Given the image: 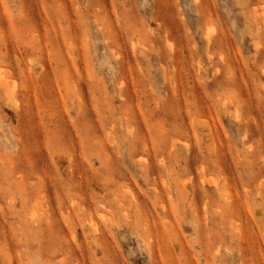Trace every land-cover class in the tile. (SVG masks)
Segmentation results:
<instances>
[{
  "label": "rangeland",
  "instance_id": "rangeland-1",
  "mask_svg": "<svg viewBox=\"0 0 264 264\" xmlns=\"http://www.w3.org/2000/svg\"><path fill=\"white\" fill-rule=\"evenodd\" d=\"M0 78V264H264V0H0Z\"/></svg>",
  "mask_w": 264,
  "mask_h": 264
},
{
  "label": "bare ground",
  "instance_id": "bare-ground-1",
  "mask_svg": "<svg viewBox=\"0 0 264 264\" xmlns=\"http://www.w3.org/2000/svg\"><path fill=\"white\" fill-rule=\"evenodd\" d=\"M0 79H1V78H0ZM2 81H4V80H2ZM1 83H2V82H1ZM1 83H0V84H1ZM3 85H4V82H3ZM4 86H5V85H4ZM5 91H7V90H5ZM169 147H170V146H169ZM212 150H213V149H212ZM203 178H204V177H203ZM200 179H201V178H200ZM205 182H206V181H205ZM181 186H182V184H181ZM184 197H185V196H184ZM169 225H170V224H169ZM170 226H171V225H170ZM92 228H93V229H92V230H93V232H95V234H97V233H98V231H97V230H98V228H97V227H95L94 225H93V227H92ZM97 235H98V234H97Z\"/></svg>",
  "mask_w": 264,
  "mask_h": 264
}]
</instances>
